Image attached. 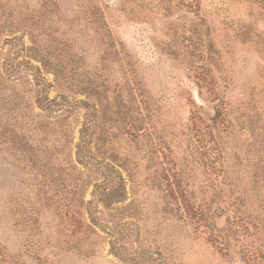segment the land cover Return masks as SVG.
<instances>
[{
    "label": "rangeland",
    "instance_id": "obj_1",
    "mask_svg": "<svg viewBox=\"0 0 264 264\" xmlns=\"http://www.w3.org/2000/svg\"><path fill=\"white\" fill-rule=\"evenodd\" d=\"M0 264H264V0H0Z\"/></svg>",
    "mask_w": 264,
    "mask_h": 264
}]
</instances>
